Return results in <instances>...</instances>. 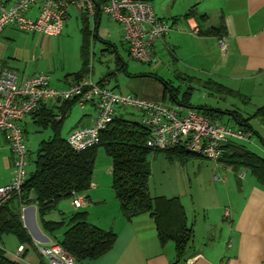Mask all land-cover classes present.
Wrapping results in <instances>:
<instances>
[{
    "label": "crops",
    "instance_id": "crops-1",
    "mask_svg": "<svg viewBox=\"0 0 264 264\" xmlns=\"http://www.w3.org/2000/svg\"><path fill=\"white\" fill-rule=\"evenodd\" d=\"M2 1L6 6L14 2V0ZM72 7L79 11L83 21V17L86 14L77 6L72 5L70 9ZM70 9L69 16L71 15ZM162 11L164 12L163 15H159L156 10L155 13L158 17L167 19L164 17L166 16V10ZM38 13V7L33 6L26 15L36 18ZM102 13L98 17H91L94 21L93 33L96 38L99 36L98 31L102 24ZM170 16L175 17L172 24H170L171 29L164 38L155 42L152 57L160 56L161 52L169 50L170 46L172 47L173 45L174 50L172 52L177 60L180 59L182 64L190 71L196 70L203 74L204 79L188 76L191 81L203 82L205 86V82L213 80L229 89L241 93L244 92L243 94L250 97L249 102H251L254 95L247 90L261 87L264 89V0H188L187 13L183 16V22L177 23L180 20L177 14L173 15L170 13ZM87 17L89 25V16ZM116 24L120 29L121 43L129 52L123 38V27L119 23ZM220 25L224 26L222 35L204 33L210 28ZM195 29L198 31L195 32ZM16 30L19 29L15 26H8L0 32V71L3 67H10L17 71L20 81L34 74L44 72L50 76L51 86L57 89L68 88L76 81L74 74L80 71L83 66V42L81 45L82 64L78 65V69L72 70L67 66L59 69V66H56L55 63L56 59L52 55L54 38L59 36H47L33 32L34 35H39L36 44L34 48H29L27 53H23L17 39H15ZM221 37L225 39L228 45L227 52H222L219 47V39ZM181 38L184 39V45L179 42ZM105 45L101 48L102 55L105 56L103 52L107 51L110 57L114 58L115 69L111 70L110 67L104 70V68H101V70L99 69L98 78L94 79L93 76L96 69L94 64H91V56L93 54L95 57L96 52L93 51L92 54L90 53L91 71L84 78L91 77L95 82L108 86L109 82L117 79L119 73L125 72L130 81L125 86L126 90H120V92L136 94L146 100L162 101L170 106L180 107L183 110L193 109L179 103L180 99L177 93L174 92L178 101L172 98V93L165 85V82L169 83L166 79L153 72H129L118 45L111 41L105 42ZM89 47L91 52V42ZM178 48L182 50L184 48V55L181 57L176 55L175 49ZM100 62L104 63L102 57ZM108 74L111 75L110 78H106ZM169 84L171 85V83ZM171 87L175 89L174 86L171 85ZM111 88L117 90L119 85ZM176 89L178 88L176 87ZM89 104H91L90 108L83 113L78 123L70 128L68 136L76 128L93 124L97 110L92 103ZM57 106L59 105L54 102L45 103L36 112L24 119L23 126L26 143L30 135L39 144L42 140H45L44 138L41 139L42 137L37 134L41 132L39 128L44 129L38 123L39 116L45 108L53 109L55 113L58 112ZM205 106L214 108L209 105ZM214 109L222 111L217 112L216 114L218 115L227 114L230 118H233L231 114L226 113L232 109L222 110L220 107ZM124 110H131L129 111L130 114L138 112L140 115L139 119L127 117ZM118 116L142 123V113L136 108H122ZM216 118L221 121L220 116ZM238 127H240L239 124L235 128ZM51 131L53 132L52 128ZM52 136L50 135V138ZM68 136L65 138L67 139ZM28 149L30 148L28 147ZM29 152L31 156V150ZM225 167L227 169L231 168ZM231 169L236 176L234 177L238 185V187L236 186L238 192L235 190V193L231 194L230 181L226 178L224 187L229 191H226L227 194L223 199L214 200L213 205L209 203L206 205V200L198 201L192 199V201L189 200L188 208L187 203L181 197L187 212L188 223L193 228L194 235L185 255L180 258L177 256L173 241L161 245L155 222L149 214H143L132 221H128L121 214L120 203L115 200L117 197L115 192H112V182L107 180L104 183L99 176L93 175L92 184L94 186L85 193L87 200H91L93 204L102 202L101 204L103 205L113 201L115 203V211L112 215L114 222L111 224L110 217H107V219L100 218L95 221L90 219L89 204L80 208L74 206L75 208L68 213L63 210H60V212L64 216L77 210L87 211L89 222L105 230H113L117 233L118 238L114 247L98 259L76 262L75 264H264V188L256 181L248 169ZM31 171L33 170L28 169V174ZM110 171L112 173V168ZM13 173L14 154L7 135L2 133L0 134V186L11 182ZM219 180L223 179L219 177ZM70 204L73 206V203L70 202ZM226 209L229 210V216H225ZM33 211H37V206L34 204L23 207V222L33 239V246H25V251L19 258L16 257L17 250L7 251L4 249L8 257L23 264L45 263L46 261L41 256L38 247L57 242L56 239L45 233L42 228L36 229L37 235L33 232L30 222V217L32 218L34 215ZM4 237L6 236H3V241ZM17 245L18 247L20 246V244Z\"/></svg>",
    "mask_w": 264,
    "mask_h": 264
},
{
    "label": "trees",
    "instance_id": "trees-1",
    "mask_svg": "<svg viewBox=\"0 0 264 264\" xmlns=\"http://www.w3.org/2000/svg\"><path fill=\"white\" fill-rule=\"evenodd\" d=\"M98 1L102 2V0ZM100 13L101 11H98L96 17ZM86 15L83 17L82 28L83 66L74 74L76 81L82 80L91 71L89 43L92 31L88 25V15ZM223 28L224 26L220 25L204 33L222 35ZM110 76L108 74L106 78ZM165 85L172 93V98L178 101L174 88L167 82ZM205 86L242 98L246 102L250 101L249 96L213 80L205 82ZM76 103H78L77 98L67 100L57 106L58 112L45 108L40 114L39 125L44 128L51 127L53 136L42 140L39 144L34 160L35 168L28 174L21 193L14 194L7 200L0 199V238L14 235L20 245L32 247L33 239L23 222V207L34 204L37 206L41 228L56 239L75 258L76 262L95 260L110 251L117 241V233L89 222L87 211L77 210L62 216L60 220L49 218L60 201L72 199L74 194H85L91 188L97 152L99 147H103L112 159V188L119 200L121 214L128 221L140 215L149 214L155 222L161 245L173 241L177 256L179 258L184 256L193 239V228L188 223L187 212L180 197L150 194L149 180L152 167L149 156L153 152H164L170 159H186L193 153L183 147L170 150L151 148L147 144L150 136L149 128L141 122L118 115L108 128L101 132L99 144L83 151L73 150L61 132L64 119ZM179 103L192 107L213 119H218L216 117L219 115L216 113L222 112L208 106H192L187 98L179 100ZM226 113L232 115L240 126L238 128L249 134L250 138L252 133H258L250 123L251 117L264 118V105L258 107L247 118L236 110H229ZM58 115L61 116L60 119L57 118ZM218 162L234 170L248 169L264 188V155L249 149L241 140H232L227 143ZM65 225L67 229L62 237H58L57 232ZM0 264L23 263L8 257L4 248H1Z\"/></svg>",
    "mask_w": 264,
    "mask_h": 264
},
{
    "label": "built area",
    "instance_id": "built-area-1",
    "mask_svg": "<svg viewBox=\"0 0 264 264\" xmlns=\"http://www.w3.org/2000/svg\"><path fill=\"white\" fill-rule=\"evenodd\" d=\"M72 5L89 17H95L101 11L121 24L130 57L142 62H152L155 42L164 38L171 29L166 19L156 15L149 0H14L8 6L0 0V32L8 26H15L23 31L59 36ZM33 6L39 9L36 18L26 15ZM219 47L222 52L228 51L223 37L219 39ZM75 98L82 107L92 103L97 110L93 124L76 128L69 134L67 143L76 151L99 144L101 132L108 128L122 108L141 111L142 123L150 130L147 144L153 149L183 147L193 154L218 162L227 143L249 138V134L242 129L231 127L196 109L183 110L162 101L125 94L97 83L91 77L74 81L68 88L57 89L51 86L47 73H37L20 81L16 70L3 67L0 71V134L5 133L9 139L14 154V173L10 183L0 186L1 200L20 194L28 178L30 152L25 139L24 119L45 103L61 105ZM215 180H219L217 175ZM86 200L85 194H74L72 197L76 208H80ZM225 216H229L228 209ZM38 249L47 264L76 263L75 258L58 242L42 245ZM24 250L25 246L20 245L16 257H21Z\"/></svg>",
    "mask_w": 264,
    "mask_h": 264
},
{
    "label": "rangeland",
    "instance_id": "rangeland-1",
    "mask_svg": "<svg viewBox=\"0 0 264 264\" xmlns=\"http://www.w3.org/2000/svg\"><path fill=\"white\" fill-rule=\"evenodd\" d=\"M149 1L154 6L159 15H163L164 12L162 10H166V16L164 17L167 18L166 20L170 24H172V21L175 18L174 16H170V13L173 15H179L180 20H178V24L183 22V16L187 13L188 0ZM70 13L71 15L68 17L63 32L61 35H59V37L54 38L52 55L55 57V63L56 66H59V69L63 66H67L73 70L78 69V65L82 64L81 45L83 42V21L79 11L75 7L70 9ZM90 18L91 17H89V28L92 31L90 36V53L92 54L93 51L96 52L95 57L93 54L91 56V64H94L95 69L97 70H95V74L93 76L94 79L98 78L99 69L101 70V68H104V70H107L110 67L111 70L115 69V63L113 62L114 58L112 57V59L107 51L103 52L105 55L103 56L101 51L102 46H106L105 42L111 41L118 45L121 51L120 54L123 57L124 62L127 64V69L129 72L138 73V71H147L148 73L153 72L158 74L160 77H163L175 87L174 92L177 93V96L180 100L187 98L192 106L209 105L214 108L220 107L222 110L232 109L238 111L245 118H247L251 116L258 107L264 105V89H262V87L255 88L253 90L250 88L247 90L253 93L254 96L252 97L251 102H246L242 98L229 96L221 91L205 87L203 82L196 80L191 81L188 76H193L194 78L200 77L204 79L203 74L196 70L190 71L185 67V65L182 64L180 59L177 60L172 52V50H174L173 45L172 47L170 46L169 50L167 49L164 52H161V54H159L160 56L153 57L152 62L150 63L133 59L130 57L127 48L121 43L120 29L116 24L117 22H115L108 14L102 13V24L98 31L99 36L96 38L93 33L94 21L92 18ZM15 34V39H17V42L23 53H27V50L31 47L34 48L36 40L39 37L38 34L34 35L31 31H23L20 29L16 30ZM183 41V38L179 40V42L181 44L183 43L184 45ZM175 51L178 57L184 55V48L183 50L178 48L175 49ZM101 57L104 63L100 62ZM129 81L130 79L127 76V73L121 72L118 74L117 79H113L111 82H109L108 86L114 87L119 85L117 90L124 91L126 90L125 86ZM176 87L178 89H176ZM90 106L91 104L89 103L85 104L83 107L79 103H76L72 107L71 113L65 118L63 123V137L68 136L70 128L74 127L78 123L83 113L89 109ZM129 111L131 110L125 111L127 117L137 120L139 119L140 115L138 112H133L134 114H130ZM219 116L221 121L224 123L233 127L238 126L237 121L234 118H230L227 114ZM250 123L254 129L258 131V133L254 132L251 134L250 138L241 141L249 149L256 151L260 155H264V118L251 117ZM39 130L41 132H38L37 134L38 136L42 137L41 139H49L50 135H53L51 128H39ZM27 145L30 148L29 150H31L28 169L34 170V160L36 159L39 142L35 141V139L30 135L27 140ZM149 158L152 167L151 177L149 180V191L152 195H166L168 197L178 196L180 198L183 197L185 203H187V207L189 208V203L192 201V199L198 201L206 200V205H208V203L213 205L214 200H218L220 198L223 199L229 191L224 187L226 178L230 181L231 194H234L235 190L237 191L236 186L238 187V185L235 181L236 176L232 173L233 170L231 168L227 169V167L224 165L220 163L218 164V162L211 159L199 157L193 154L186 159H170L164 152H153L150 154ZM111 168V157L106 153L103 147H99L94 165V175L99 176L104 183H106L107 180L112 182V173L110 171ZM226 171L228 175L226 174ZM215 175L221 177L223 180L216 181ZM112 192L114 193V190H112ZM115 200H117L116 202L119 203L118 199ZM70 202L72 203L71 198L60 201L58 203L57 209H55L49 215V218L59 220L62 218L60 210H63L67 213L72 211L75 207L73 204V206H71ZM101 203L93 204L91 203V200H86L83 205L87 206L89 204V218L93 221L100 218L107 219V217H110L112 224L114 222V217H112V215L115 211V203L113 201H109L105 205ZM33 214V217H30V222L33 232L37 235V230L41 229V227L37 211H33ZM66 229L67 225L63 226V228L57 232V236L62 237V234ZM17 244H19V242L14 235H6V237H4V241L3 238H0V249L4 248L7 251H12V249H14L13 251H15L18 247Z\"/></svg>",
    "mask_w": 264,
    "mask_h": 264
}]
</instances>
